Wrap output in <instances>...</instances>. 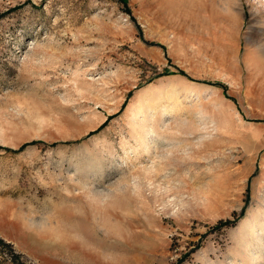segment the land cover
<instances>
[{
	"label": "rangeland",
	"instance_id": "rangeland-1",
	"mask_svg": "<svg viewBox=\"0 0 264 264\" xmlns=\"http://www.w3.org/2000/svg\"><path fill=\"white\" fill-rule=\"evenodd\" d=\"M0 239L264 264V0H0Z\"/></svg>",
	"mask_w": 264,
	"mask_h": 264
},
{
	"label": "trees",
	"instance_id": "trees-1",
	"mask_svg": "<svg viewBox=\"0 0 264 264\" xmlns=\"http://www.w3.org/2000/svg\"><path fill=\"white\" fill-rule=\"evenodd\" d=\"M26 145H27V144H23V145H21V146L18 148V150L23 149ZM221 224L227 225V224H229V222H228V221H225V222H221ZM0 242L4 244L3 240H1V239H0ZM13 256H15V255L13 254Z\"/></svg>",
	"mask_w": 264,
	"mask_h": 264
}]
</instances>
